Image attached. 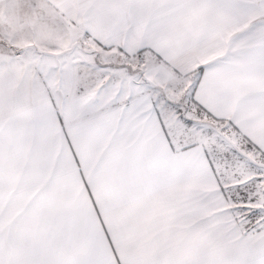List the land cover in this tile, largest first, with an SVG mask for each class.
Wrapping results in <instances>:
<instances>
[{
	"label": "snow or ice",
	"instance_id": "obj_1",
	"mask_svg": "<svg viewBox=\"0 0 264 264\" xmlns=\"http://www.w3.org/2000/svg\"><path fill=\"white\" fill-rule=\"evenodd\" d=\"M0 264H264V0H0Z\"/></svg>",
	"mask_w": 264,
	"mask_h": 264
}]
</instances>
